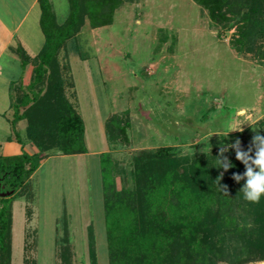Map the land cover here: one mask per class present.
I'll return each instance as SVG.
<instances>
[{
	"label": "rangeland",
	"instance_id": "rangeland-1",
	"mask_svg": "<svg viewBox=\"0 0 264 264\" xmlns=\"http://www.w3.org/2000/svg\"><path fill=\"white\" fill-rule=\"evenodd\" d=\"M48 3L54 22L62 24L67 0ZM241 25L232 19L224 26L215 23L194 0H120L109 24L91 27L84 19L56 60L63 94L84 125L86 152L43 153L11 203L9 256L6 262L0 257V264H91L89 247L94 264H109L102 160L108 162L107 194L113 201L116 194L129 198L123 193L134 190L137 166L155 159L161 148L183 166L198 160L218 172L219 159L220 173L227 171L225 157L245 149H255L257 156L264 149V33L244 37ZM16 64L9 51L2 54L1 72L20 77L10 90L12 104L43 89L28 87L35 60L22 73ZM6 98L0 86V111ZM5 117L11 119L10 111ZM20 121L16 128L25 127ZM3 122L0 139L14 137L10 123ZM222 147L227 151L221 156ZM249 166L259 171L253 161ZM4 193L13 191L0 176ZM228 210L243 226L242 212ZM123 214L131 219L130 211Z\"/></svg>",
	"mask_w": 264,
	"mask_h": 264
},
{
	"label": "trees",
	"instance_id": "trees-1",
	"mask_svg": "<svg viewBox=\"0 0 264 264\" xmlns=\"http://www.w3.org/2000/svg\"><path fill=\"white\" fill-rule=\"evenodd\" d=\"M37 1L44 41L33 59L36 61L34 80L28 87L32 90L43 84V89L40 86L30 98L23 94L17 104L10 101L9 123L14 137L6 138L19 144L29 143L36 152L0 156L1 181L13 191L0 197V257L5 262L9 256L11 203L45 158L43 153L48 150H58L61 155L86 152L81 117L63 94L57 52L65 41L74 39L84 19L91 27L109 24L112 11L120 2L67 0L68 13L62 24L57 25L48 0ZM194 1L217 24L224 26L231 19L241 20L244 25L238 26V30L244 37L264 33V0ZM244 4L247 10L239 13ZM227 14L232 18H227ZM16 51L20 64L26 65L29 58L21 50ZM21 119L25 120L23 139L14 129ZM252 150L241 152L243 162L236 159L237 155L227 157V171L221 176V166L217 165L218 172L214 166L198 160L183 166L161 148L156 151L155 159L137 166L134 190L123 193L129 198L124 200L116 194L113 201L107 194L108 162L102 160L103 219L109 264H212L214 261L245 264L264 260V195L259 203H252L240 191L247 181L244 175L247 167L257 157ZM247 159L250 162L245 166ZM234 173L243 179L237 181ZM232 207L242 212L238 217L243 226L236 225L234 215L228 210ZM125 210L132 213L131 219L123 214ZM88 252L94 264L90 247Z\"/></svg>",
	"mask_w": 264,
	"mask_h": 264
},
{
	"label": "crops",
	"instance_id": "crops-1",
	"mask_svg": "<svg viewBox=\"0 0 264 264\" xmlns=\"http://www.w3.org/2000/svg\"><path fill=\"white\" fill-rule=\"evenodd\" d=\"M39 16L40 11L37 0H0V58L3 53L9 51L10 54L17 58L16 66L21 73L24 72L25 67L28 65L22 66L20 64V59L16 50H21L22 53L32 61L39 52L44 41L39 26ZM1 70L2 68H0V86L6 88L7 98L5 100L6 105L4 110L0 111V119H3V123L9 126L8 122L10 118L5 117V114L8 111H10V117L12 114L10 109V90L12 86L15 87L18 85L17 83L20 77L17 75L16 78H8ZM18 122L21 121L19 120ZM18 122L14 125V129L21 132L24 129V125L22 128H16ZM8 136L10 135H5L0 139V156H16L21 152L31 155L36 152L35 147L31 144L25 142L19 144L13 139L7 140L6 138ZM62 156L67 155H61V157ZM11 217L13 220V216Z\"/></svg>",
	"mask_w": 264,
	"mask_h": 264
},
{
	"label": "clouds",
	"instance_id": "clouds-1",
	"mask_svg": "<svg viewBox=\"0 0 264 264\" xmlns=\"http://www.w3.org/2000/svg\"><path fill=\"white\" fill-rule=\"evenodd\" d=\"M237 129L233 128L231 131H236ZM239 143V141H237ZM227 151V148L221 149L220 155H223V152ZM225 160L227 157L224 158ZM237 160H240L241 162L244 161V155L243 153L238 152L236 156ZM218 167L221 164V161L217 159ZM253 164L259 169V171H254L252 167H247V171L244 174L247 177V181L245 186L240 190L243 195L244 199L246 201L252 202V203H259L260 198L262 195H264V149L260 150L257 153L256 159L253 161ZM229 166L233 167L232 164H229ZM227 168H225V171ZM223 173H221V176ZM233 178L237 181L243 179V177L233 174ZM220 180V177H218Z\"/></svg>",
	"mask_w": 264,
	"mask_h": 264
},
{
	"label": "water",
	"instance_id": "water-1",
	"mask_svg": "<svg viewBox=\"0 0 264 264\" xmlns=\"http://www.w3.org/2000/svg\"><path fill=\"white\" fill-rule=\"evenodd\" d=\"M7 195H8L7 193L0 194V197H2V196H7Z\"/></svg>",
	"mask_w": 264,
	"mask_h": 264
}]
</instances>
